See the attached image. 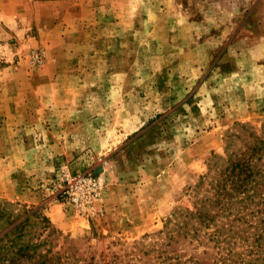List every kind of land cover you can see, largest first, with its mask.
I'll use <instances>...</instances> for the list:
<instances>
[{"label":"rangeland","instance_id":"374dc122","mask_svg":"<svg viewBox=\"0 0 264 264\" xmlns=\"http://www.w3.org/2000/svg\"><path fill=\"white\" fill-rule=\"evenodd\" d=\"M0 61L5 211L37 209L28 229L47 217L82 263L212 249L176 232L228 135L264 127V0H0ZM63 172L99 178L90 211L61 199Z\"/></svg>","mask_w":264,"mask_h":264},{"label":"trees","instance_id":"16d2710c","mask_svg":"<svg viewBox=\"0 0 264 264\" xmlns=\"http://www.w3.org/2000/svg\"><path fill=\"white\" fill-rule=\"evenodd\" d=\"M236 140L239 146L229 149ZM226 150L195 185L193 208L186 209L185 224L176 232L190 231L197 244L213 242L212 249L197 255L164 250L156 255L158 264H264V127L258 133L239 125L228 135ZM202 184L208 194L199 197L196 188ZM37 213L32 209L15 218L0 204V264H100L94 256L82 263L84 256L69 251L65 239L60 245L53 242L54 230L45 216L39 218L40 230L28 229ZM190 221L196 225L189 228ZM168 233L174 239V231ZM135 254L113 252L108 260L100 254L101 264H115L123 255L141 257Z\"/></svg>","mask_w":264,"mask_h":264},{"label":"built area","instance_id":"2783aa9c","mask_svg":"<svg viewBox=\"0 0 264 264\" xmlns=\"http://www.w3.org/2000/svg\"><path fill=\"white\" fill-rule=\"evenodd\" d=\"M60 178L57 189L61 199L79 210L90 211L98 197L99 178L91 172L75 176L63 172Z\"/></svg>","mask_w":264,"mask_h":264},{"label":"crops","instance_id":"0c3cea01","mask_svg":"<svg viewBox=\"0 0 264 264\" xmlns=\"http://www.w3.org/2000/svg\"><path fill=\"white\" fill-rule=\"evenodd\" d=\"M56 134H57L56 135V138L53 139V143H51V146H50L49 149L55 151V153H61L62 151H64L63 150L64 149L63 148L64 144H63L62 140H60L61 139L60 137L62 136V133L58 132V130H57V133Z\"/></svg>","mask_w":264,"mask_h":264}]
</instances>
